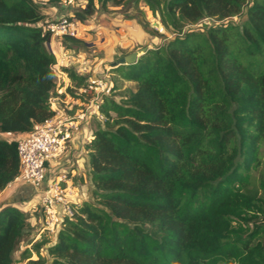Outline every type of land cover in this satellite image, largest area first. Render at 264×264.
Segmentation results:
<instances>
[{
  "label": "trees",
  "instance_id": "16d2710c",
  "mask_svg": "<svg viewBox=\"0 0 264 264\" xmlns=\"http://www.w3.org/2000/svg\"><path fill=\"white\" fill-rule=\"evenodd\" d=\"M131 1L172 35L111 68L134 85L119 99H101L104 119L86 144L91 200L53 234L50 261L28 259L26 248L18 260L264 264V0ZM108 2L125 3L86 0L71 16L85 20ZM48 4L60 0H0V191L18 174V138L53 114ZM204 19L215 22L196 26ZM58 39L66 49L86 45ZM63 70L74 86L85 83L73 65ZM29 218L16 205L0 207V264H16Z\"/></svg>",
  "mask_w": 264,
  "mask_h": 264
},
{
  "label": "built area",
  "instance_id": "2783aa9c",
  "mask_svg": "<svg viewBox=\"0 0 264 264\" xmlns=\"http://www.w3.org/2000/svg\"><path fill=\"white\" fill-rule=\"evenodd\" d=\"M79 23L80 21L70 14L61 13L49 20L46 28L51 32L52 38L76 37L79 34ZM68 66H70L68 63L58 65L57 62L55 64L56 76L58 74L66 76L67 73L63 69ZM109 69L111 65L108 68L98 69L97 74H90V65H79L80 72H77L84 75L86 81L78 87H72L75 88L74 92L77 95L72 96L67 92L70 100L63 95L64 98H59V105L53 104L55 99L51 96L49 102L53 114L35 124L31 131L17 140L19 170L12 181L32 187L38 198V206L42 214L40 229L52 234L59 230L65 218L74 216L78 207L71 200V196L60 186L62 178L48 179L47 163L66 150L72 136L84 125L86 126L90 117L103 118L99 112L101 99L113 92L112 79L108 74Z\"/></svg>",
  "mask_w": 264,
  "mask_h": 264
},
{
  "label": "rangeland",
  "instance_id": "374dc122",
  "mask_svg": "<svg viewBox=\"0 0 264 264\" xmlns=\"http://www.w3.org/2000/svg\"><path fill=\"white\" fill-rule=\"evenodd\" d=\"M38 3H44V0H36ZM125 3L123 6L121 5H113L112 2H108L106 9H98L93 14L89 15L85 20L80 21L78 24V30L79 34L75 37L78 39H81L84 42H94L96 40L97 43H99L100 39L98 36L106 33L110 27L114 28L115 24L114 22L116 20H131L129 26L133 27H140L144 32L145 29L141 25L142 23H147L148 28L152 30H156L159 34H151L146 32L145 39L142 40L141 43H137L132 45L131 47H127L124 49H121L123 52H132L135 50H139L141 47H147L151 48L163 41L165 37H171V33L167 31L162 25H160L158 21V16H153L150 11L147 9V7L144 5L143 2L139 1L137 5L133 6L131 0H124ZM129 1V2H128ZM86 4V0H60V5L62 9L59 11V14L66 13V14H73L72 10L77 8H84ZM97 6V4H96ZM98 7V6H97ZM47 10V9H46ZM55 11V12H53ZM49 11V13L45 14L49 19L54 16L57 10ZM55 17V16H54ZM48 19V20H49ZM104 19V20H103ZM239 16L232 17L231 20L236 22L238 21ZM101 22H103L101 24ZM215 22L211 19H204L200 23L196 24L198 27H202L204 24H211ZM103 26L105 28H103ZM124 30L129 31L130 29L127 26H124ZM107 30V31H106ZM114 31V29H111ZM114 33V32H113ZM134 37V36H133ZM97 38V39H96ZM113 39V38H112ZM126 42H124V45L131 41L134 42V38L127 36V39L123 38ZM58 38H52L51 40V49L54 51L56 56V64L58 62V65H65V63H68V65H74L76 71H79V65H90V74L95 73L97 74L98 69L101 68H108L111 65V62L114 61L117 57V53H108L110 50L105 48H98V46L93 45H80L79 49H66L59 43ZM121 41V40H120ZM118 42V41H116ZM117 47L115 50H118L120 48L121 42H118ZM113 66L111 65V68ZM80 72V71H79ZM78 72V73H79ZM108 74L112 77V80L116 81V87L114 88V91L111 92L110 95H114L116 99H119L128 89H133V83L128 82L125 80L117 79V76L114 75V73L109 69ZM67 78V77H66ZM71 80V79H70ZM58 83V78H57ZM73 81L68 82L65 86H61V93L62 95H66V99L70 100L68 92V87H73ZM66 88V89H65ZM73 89V88H72ZM75 88L73 89V91ZM60 98V97H59ZM59 98H55L53 100V104L55 105L56 102L59 101ZM64 98V97H63ZM74 100V99H73ZM57 105V104H56ZM78 105V104H77ZM95 119L94 117H90L89 121L92 122V127L95 130L98 123L97 121L103 120ZM91 184V183H90ZM9 187L6 188L3 193H0V207L9 204L6 199V196L9 193ZM91 187V186H90ZM90 191V190H89ZM88 200H91V195L87 198ZM87 202V201H86ZM19 207L20 209H23L26 211V213L30 216L28 208H25V206H20L18 203L13 204ZM38 205V203H37ZM83 205V204H82ZM32 214L36 217V221H30L32 225V233L30 236H27L18 246V250L15 251L14 256L16 257V264H23L24 261H19L20 257V251L23 249H27V253L29 255L28 259L36 258L37 256H41L46 258L47 261H50V257L47 254L46 247L51 244V242L54 241L55 235L50 233L49 231L40 229L41 219L40 214L41 211L39 209V206H33L30 210ZM42 215V214H41ZM35 222V223H34ZM42 239L48 240V242L43 245L42 248H40L39 253L35 252L33 249V244L37 241H40ZM27 259V260H28Z\"/></svg>",
  "mask_w": 264,
  "mask_h": 264
},
{
  "label": "crops",
  "instance_id": "0c3cea01",
  "mask_svg": "<svg viewBox=\"0 0 264 264\" xmlns=\"http://www.w3.org/2000/svg\"><path fill=\"white\" fill-rule=\"evenodd\" d=\"M58 5L48 4L43 10L44 14L49 13V11L57 10L58 12L54 14V16H57L59 14V11L62 9L61 6L57 7ZM130 22L131 20L123 19L120 22L119 20H116L114 22L115 24L114 28L110 27L109 29H107L108 31L106 30L107 31L106 33L98 36V38L100 39L99 43H97L96 40L94 42L86 41L85 43L86 45H93V46H98V48L109 49L110 51L108 53L111 54L117 53L118 54L117 58L125 54H128L130 53V51L126 53L123 52L121 49L131 47L132 45L137 43L138 44L141 43L142 40L145 39V35H146V32L140 29V27L129 26ZM102 23L103 22H101V24ZM124 26H127L130 29L129 31H131V33L125 31ZM103 28L105 27L103 26ZM111 29H114V31ZM127 36L134 38L133 39L134 42L131 41L130 43L128 42L127 44L124 45V42L126 41L123 38L127 39ZM116 41L121 42L120 48H118V50H115L117 44H119ZM50 44L49 47L51 48ZM57 78H58V83L55 89V93L52 97L61 98L63 97V95L60 91L61 90L60 87L65 86L71 80L68 77V75L63 76L58 74ZM56 104L59 105L60 104L59 101L56 102ZM92 122L93 121H88L86 126L84 125L79 132L75 133L72 136V138L68 142V147L60 156L49 160L47 163L48 179H54V178L58 179V177L62 178L63 180L60 182V186L64 188L66 193H68L71 196V200L77 204L78 208L81 207L82 204H84L88 200L87 198L90 195L89 190L91 184L87 175L88 149L86 147V144L92 132L94 131L92 127ZM8 186H11L9 187V193L5 195L7 201H9L8 203L10 204L18 203L20 206H25V208H28L27 210H29L30 212V218H29L30 221H36V217L30 211L33 206L38 207L37 205L38 198L35 192L33 191L32 187L21 182L12 181L4 189H2L0 193H3L6 188L8 189ZM40 219H41V215H40Z\"/></svg>",
  "mask_w": 264,
  "mask_h": 264
},
{
  "label": "water",
  "instance_id": "95a60500",
  "mask_svg": "<svg viewBox=\"0 0 264 264\" xmlns=\"http://www.w3.org/2000/svg\"><path fill=\"white\" fill-rule=\"evenodd\" d=\"M147 47H142L140 50H135V51H132L128 54H125L119 58H117L116 60H114L111 65L112 66H118V65H121V64H131V63H134L136 62V60L138 59V57L143 54L145 52Z\"/></svg>",
  "mask_w": 264,
  "mask_h": 264
}]
</instances>
